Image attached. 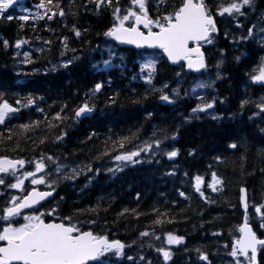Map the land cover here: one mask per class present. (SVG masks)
<instances>
[{"label":"trees","instance_id":"trees-1","mask_svg":"<svg viewBox=\"0 0 264 264\" xmlns=\"http://www.w3.org/2000/svg\"><path fill=\"white\" fill-rule=\"evenodd\" d=\"M38 2L39 0H22L21 5H15L0 14V90L22 95L33 93L43 97L38 102L43 112L36 111V106L24 108L10 122L0 125V137H7L10 130L17 133L12 140L0 143V155L32 158L43 150L62 160L66 158L72 166L80 163L91 164L93 168L103 165L99 173L81 172L75 179L61 180L51 200L44 204L42 210L55 208L57 217L72 216L73 222H81L78 226L84 230L91 229L125 244H132L135 240V244L124 249L123 257H112L116 264H141V255L146 258L143 264H148V261L151 264H164L163 258L154 248L166 246L164 235L169 232L183 236L185 242L165 247L171 252L168 264H204L192 251L195 248L208 254L210 264H228L231 257L225 255L222 246L229 245L230 251L233 235H239L235 229L244 217L239 202V189L246 188L250 206L264 203V132L260 131L264 128V120L257 116L254 123L249 121L251 113L257 111L255 107L248 106L243 113L239 109L241 98L258 101L264 97V87L252 84L246 76L247 72L257 67L261 57H264V51L255 45L230 43L232 26L227 19L221 21L214 45H204L202 50L210 65L209 72L213 80L217 71L215 65L220 59L219 49L225 50L224 63L221 65L222 78L215 82V92L213 89H204L209 95L218 94L224 98L225 103L217 101L214 112L219 117L217 120L199 113L186 122L184 117L190 115V109L197 101L185 98L183 90L195 79L205 77L187 72L180 65L172 67L164 58L157 56L154 87L160 88L163 83H168L170 88L166 91H170L177 87V80L180 84L181 99L174 105H168L159 101V94L152 92L143 80L132 78L133 73L139 77L138 51L117 47L111 41L107 43L114 45L113 61L118 67L110 68L107 73H94L92 63L101 59V53L94 49L98 43L105 41L102 33L113 22L109 10L101 8L97 13L95 5L88 3V10L85 11L83 5L86 0H60L66 13L63 18L56 16L53 20L35 21L31 18L28 21H9L6 18L8 14L19 16L35 12L34 5ZM125 3L126 0H121L122 7ZM22 5L28 8L29 13L20 11ZM73 25L82 32L79 39L71 31ZM226 29L229 31L227 38L224 34ZM63 37H68L69 47L76 51H67L62 57L60 40ZM21 38L28 43L17 50L14 45ZM5 40L9 42L6 50L3 47ZM45 40L51 43L45 44ZM25 51L33 61L30 64L23 63ZM241 53L244 55L240 61L234 59ZM73 55L78 56L79 60L69 68L58 66L62 60ZM104 57L107 58L106 52ZM53 65H57L55 72L51 71ZM176 72H181L180 78L175 75ZM101 75L105 85L103 94L96 100V112L79 122L71 118L58 124L51 121L56 126L49 127L51 116L60 111L64 103L68 105L64 115L72 117V108L79 104L84 92L93 82L100 81ZM109 79L112 81L111 85L107 83ZM117 94V103L106 106L107 96ZM49 105L52 107L49 108ZM149 112L152 113L151 116L148 115ZM46 114L48 120L45 119ZM31 121L41 123L21 132L19 125ZM61 129L65 132L63 141L54 142ZM161 130L169 134L176 132L175 141H166L178 150V156L172 161L164 156H157L149 161L142 154L139 158L141 163L129 164L122 171L113 174L106 170L107 167L114 166L109 156H103L99 161L95 159L98 153L104 151L105 141L111 148L112 142L137 133L138 139L134 144H141L152 137L154 131L158 136L163 135ZM92 133L95 134L92 139H87ZM42 137L45 142L40 144ZM241 140H246L245 147L235 150L227 147L228 143H239ZM134 144L126 143L124 149L117 146L111 155L133 150ZM190 150L193 152L192 156L188 155ZM241 154L246 157L244 161L240 159ZM217 156L221 158L219 163L214 159ZM157 160L159 163L155 162ZM209 165L223 181L222 192H212L206 185L202 186L205 195L214 203L201 200L191 188L190 182V177L196 174L203 175L206 182L210 181ZM173 171L175 175H167ZM185 173H188L187 177ZM178 190L184 191L190 198L180 197ZM153 208L158 211L153 212ZM124 209L129 211L124 212ZM159 212H166L172 222L153 224ZM45 219L59 222L56 217ZM89 221L94 223L90 224ZM248 222L258 238L264 239V229L260 227V220L251 207ZM2 226L0 223V227ZM141 231L155 232L160 239L151 235L141 238ZM217 231L221 233L220 236L211 234ZM149 243L153 245L152 248L148 247ZM129 255L133 256V261L127 259ZM261 259L262 254L258 251V264Z\"/></svg>","mask_w":264,"mask_h":264},{"label":"snow or ice","instance_id":"snow-or-ice-1","mask_svg":"<svg viewBox=\"0 0 264 264\" xmlns=\"http://www.w3.org/2000/svg\"><path fill=\"white\" fill-rule=\"evenodd\" d=\"M17 3L18 0H0V14L5 13ZM88 3L95 5L97 13L101 8L108 9L113 21L111 26L102 33L105 41L98 43L94 49L101 53V59L92 63L94 73L103 74L114 66L118 67V65H114L113 61L114 45L107 43V41H114L117 45H129L137 50H152L150 58H145L142 52L137 53L142 62L139 64V77L133 73L132 78L143 80L146 85L150 86L152 92L159 94L158 100L168 105H174L177 100L181 99L180 84L177 80V87L171 88L170 91H166L170 88L168 83H163L160 88L154 87L157 56H160L161 59L166 58L172 65H177L182 61L181 69L186 68L205 77L204 79H195L188 88L183 90L185 98L197 101L195 106L191 107L190 115L184 117L186 122L198 113H205L212 116L213 120H217L219 117L214 115L217 101L220 104L225 103L224 98L219 97L218 94L209 95L198 92V90L204 89H213L215 92V82L222 78L221 65L224 63L225 50L219 49L220 59L215 65L217 71L214 80L211 78L210 65L205 53L201 51L204 45H214L215 35L220 30L221 21L227 19L232 26L230 43L245 46L255 45L264 51V0H126L123 7L121 0H86L83 10H88ZM34 7L36 11L29 13L28 8L22 5L20 11L29 14L19 16L8 14L6 18L9 21L13 19L28 21L30 18L35 21L53 20L56 16L63 18L66 15L60 0H39ZM71 31L78 39L82 36L81 30L75 25L72 26ZM224 34L226 38L229 36L228 29ZM27 43L26 39H17L14 47L19 50L22 45ZM44 43L50 44L51 41L45 40ZM60 43L62 57L67 51L73 53L76 51L69 47L68 37H63ZM3 47L5 50L9 48L7 40L3 42ZM38 51H43V49H38ZM105 52L107 58L104 57ZM243 55L244 53H241L234 59L240 61ZM23 57L24 64L33 62L27 51L23 53ZM120 59L123 60V57ZM77 60L79 57L73 55L71 58L62 60L58 66L67 69ZM56 70L57 65H53L51 71L55 72ZM175 75L180 78L181 72H176ZM246 76L252 84L264 87V57H261L257 67L247 72ZM107 83L111 85V79ZM104 85L105 82L101 75L100 81L93 82L92 86L84 92L79 104L72 108V117L64 115L68 109L67 103H64L60 111L51 116L49 127L56 126L51 121H56L58 124L71 118L79 122L93 115L97 109L96 100L99 95L103 94ZM117 98L118 94L107 96L105 105L116 104ZM144 98L146 99L147 95ZM42 99L43 97L33 93L22 95L18 92L10 93L0 90V125L10 122L24 108L36 106V111L43 112L38 104ZM248 106L257 109L248 117L249 121L254 123V118L257 116L264 120V97L258 101L241 98L240 112L243 113ZM51 107L49 105V108ZM148 115L151 116L152 113L149 112ZM45 119H49L47 114ZM40 123L41 121H31L20 124L19 129L21 132H26ZM161 131L163 135L158 136L154 131L152 137L142 141L141 144H134V141L138 139L137 133L112 142L111 148L105 141L104 151L98 153L95 159L99 161L103 156H109L114 166L107 167L106 170L113 174L122 171L129 163H141L139 158L142 154L149 161L157 156H164L172 161L178 156V150L168 145L166 141H175L176 132L169 134L166 131ZM260 131L264 132V128H261ZM14 135L17 133L10 130L7 137H0V143L12 140ZM93 135L95 134H90L87 139H92ZM64 136L65 132L61 129L54 142H62ZM44 142L45 138L42 137L39 143L43 144ZM126 143H133L134 149L119 151L115 155H111L117 146L124 149ZM245 145L246 140H241L239 143L230 142L227 147L235 150L245 147ZM33 151L35 152V148ZM188 155L192 156L193 152L190 150ZM214 159L217 163L221 162L219 156ZM240 159L244 161L246 157L241 154ZM155 162L159 163L158 160ZM101 167L104 166L93 168L91 164L85 163L72 166L66 158L62 160L59 156L48 154L43 150H40L38 156L32 158L0 155V223L3 225L0 227V264H116L112 257L117 259L123 257L124 249L135 244V240L132 241V244H125L118 239H110L106 235L97 234L91 229L84 230L78 226L81 222H73L72 216L57 217L55 208L42 210L44 205L41 202L48 203L46 198L53 196L61 180L75 179L81 172L92 173L95 171L99 173ZM208 168L211 171V180L206 182L203 175L196 174L190 177L191 188L205 203H214L205 195L202 186L206 185L212 192H222L223 181L217 172L212 170L211 165ZM175 174V171L167 173V175ZM185 176L187 177L188 173H185ZM26 181L30 183L31 188L27 186ZM41 185L44 186L43 190L38 187ZM8 190H15L17 194H9ZM179 196L184 199L190 198L184 191H179ZM137 199H139V193ZM239 202L245 213L244 223L236 227L235 231L239 235H233L230 251L228 250L229 245L222 246L225 249V255L231 257L228 264H258V251L262 254L259 264H264V239L258 238L248 223L251 207L260 220V227L264 229V203L250 206L246 198L245 187L239 189ZM128 211L129 209H124V212ZM131 211L135 212V209ZM157 211L153 208V212ZM20 217H22L23 223L18 219ZM45 217H56L59 222H55V219L46 221ZM165 221L171 223L172 218L166 212H159L153 224L161 225ZM88 223L91 224L94 221ZM211 234L213 236L221 235L218 231ZM150 235L155 239H160L155 232L141 231L139 233L141 238ZM184 242L183 236L170 232L164 235V243L167 245H180ZM148 247L152 248L153 245L149 243ZM154 251L163 258L164 264H168L171 258V252L168 249L161 246L154 248ZM192 251L197 254L199 261L210 264L209 256L205 251L200 248L192 249ZM127 259L133 261L134 258L129 255ZM145 259L143 255L139 257L141 264ZM148 264H151V261H148Z\"/></svg>","mask_w":264,"mask_h":264},{"label":"rangeland","instance_id":"rangeland-1","mask_svg":"<svg viewBox=\"0 0 264 264\" xmlns=\"http://www.w3.org/2000/svg\"><path fill=\"white\" fill-rule=\"evenodd\" d=\"M22 0H18V3L16 4V5H21L22 3ZM126 4V3H125ZM125 4H124V6H125ZM15 6V5H14ZM142 55L145 57V58H150V56L152 55V53H148V52H144V53H142ZM157 58V57H156ZM142 62V60L140 59L139 60V64ZM198 92L200 93V94H204V93H207V92H205L204 90H198ZM199 114V113H198ZM197 115V114H196ZM129 164H131V163H129ZM128 164V165H129ZM112 165H113V162H112ZM26 184H28L30 187H32L31 185H30V183L29 182H27L26 181ZM12 194H17L16 193V191L15 190H12ZM165 244V243H164ZM166 246L165 247H169V246H173V245H167V244H165Z\"/></svg>","mask_w":264,"mask_h":264},{"label":"water","instance_id":"water-1","mask_svg":"<svg viewBox=\"0 0 264 264\" xmlns=\"http://www.w3.org/2000/svg\"><path fill=\"white\" fill-rule=\"evenodd\" d=\"M117 47H121V48H130V49H133V50H136V51H142V50H137V49H135L134 47H132V46H129V45H117L114 41H112ZM148 51H152V50H148ZM201 51H202V48H201ZM203 52V51H202ZM165 60L167 61V59L165 58ZM168 62V61H167ZM168 64L170 65V66H172V67H176V66H178V65H180V64H183V62L181 61V62H179V64H177V65H172V64H170L169 62H168ZM185 70L187 71V72H191V71H189L188 69H186L185 68ZM191 73H195V72H191ZM47 200H49L50 199V197H48V198H46ZM41 203H43V201L41 202ZM243 209V208H242ZM243 211H244V209H243ZM242 223H244V218H243V220H242ZM250 227H252L251 225H249Z\"/></svg>","mask_w":264,"mask_h":264},{"label":"flooded vegetation","instance_id":"flooded-vegetation-1","mask_svg":"<svg viewBox=\"0 0 264 264\" xmlns=\"http://www.w3.org/2000/svg\"><path fill=\"white\" fill-rule=\"evenodd\" d=\"M40 187H42V186H39V188H40ZM8 192H9V194H12V193H13L12 190H8ZM27 211H28V210H27ZM18 219L20 220L21 223H23V219H22V217H20V218H18Z\"/></svg>","mask_w":264,"mask_h":264}]
</instances>
